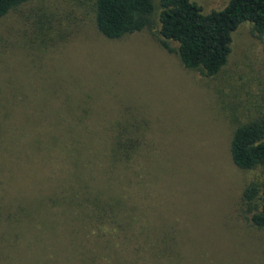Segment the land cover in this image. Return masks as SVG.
<instances>
[{"label":"rangeland","instance_id":"obj_1","mask_svg":"<svg viewBox=\"0 0 264 264\" xmlns=\"http://www.w3.org/2000/svg\"><path fill=\"white\" fill-rule=\"evenodd\" d=\"M160 1L153 27L112 39L95 0L0 17V264H264L242 199L264 172L230 151L264 116V34L240 25L206 76L160 42ZM121 129L139 131L130 158Z\"/></svg>","mask_w":264,"mask_h":264},{"label":"trees","instance_id":"obj_2","mask_svg":"<svg viewBox=\"0 0 264 264\" xmlns=\"http://www.w3.org/2000/svg\"><path fill=\"white\" fill-rule=\"evenodd\" d=\"M29 0H0V17ZM158 37L169 51H175L183 65L206 76L217 75L228 63L234 32L245 22L256 36L264 34V0H230L220 10L204 12L192 0H161ZM154 0H95L98 30L108 38L151 28L154 24ZM177 43V47L172 46ZM121 129L116 154L130 158L136 150L139 131L131 130L126 138ZM231 157L242 170L261 168L264 172V116L239 123L231 136ZM115 158V156H114ZM252 181L243 193V203L251 223L264 229V189ZM259 199V201H258ZM260 202V203H259Z\"/></svg>","mask_w":264,"mask_h":264}]
</instances>
